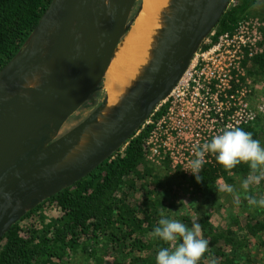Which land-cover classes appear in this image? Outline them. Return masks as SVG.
<instances>
[{"label":"water","instance_id":"obj_1","mask_svg":"<svg viewBox=\"0 0 264 264\" xmlns=\"http://www.w3.org/2000/svg\"><path fill=\"white\" fill-rule=\"evenodd\" d=\"M232 1L169 0L147 57L115 102L106 75L144 0L50 2L0 70V242L30 212L125 149ZM85 106L91 111L64 131Z\"/></svg>","mask_w":264,"mask_h":264},{"label":"trees","instance_id":"obj_2","mask_svg":"<svg viewBox=\"0 0 264 264\" xmlns=\"http://www.w3.org/2000/svg\"><path fill=\"white\" fill-rule=\"evenodd\" d=\"M51 1L0 0V70L21 49ZM258 1L233 0L208 39L216 43L221 35L232 34L240 21L255 16ZM261 19L264 22V12ZM262 31L264 35V27ZM208 47L204 43L201 49ZM262 47L261 54L246 61L253 80L264 81V38ZM260 119L242 129L264 146ZM148 133V127L141 128L113 159L15 224L0 242V264H70L74 256L84 264H105V257L115 259L114 264H155L161 247L172 248V244L151 235L161 212L171 219L185 220L189 227L193 216H176V204H166L162 171L170 169L146 159ZM250 171L247 163L227 170L215 159L214 164L202 168L199 183L195 176L181 174L195 201H200L195 207L200 214L197 223L203 238L209 241L199 264H212L213 260L216 264H254L251 235L264 249V216L256 210L247 211V200L241 205L246 214L242 218L238 214L230 216L228 228H215L211 223L210 208L217 204L218 182L235 184V177H245ZM51 207L58 213L47 220L42 210Z\"/></svg>","mask_w":264,"mask_h":264},{"label":"built area","instance_id":"obj_3","mask_svg":"<svg viewBox=\"0 0 264 264\" xmlns=\"http://www.w3.org/2000/svg\"><path fill=\"white\" fill-rule=\"evenodd\" d=\"M263 20L251 16L235 31L209 39L200 49L177 86L157 107L142 128L148 127L146 159L155 166L168 165L187 178L197 146L232 127H245L264 116V104H251L254 86L246 61L263 52ZM205 165L215 155H205ZM202 170V169H201Z\"/></svg>","mask_w":264,"mask_h":264},{"label":"clouds","instance_id":"obj_4","mask_svg":"<svg viewBox=\"0 0 264 264\" xmlns=\"http://www.w3.org/2000/svg\"><path fill=\"white\" fill-rule=\"evenodd\" d=\"M207 153L214 154L216 161L227 170L235 168L240 163H247L251 171L241 184L244 199L249 205L264 208V196L256 198L248 194L251 185H258L264 180V146L253 138L251 132L240 127L228 126L220 134L213 136L210 142L197 146L195 158L190 160L188 171L195 175L198 183L202 180L199 173L206 163ZM217 190L232 194L234 202L240 203V194L235 193L233 186L223 180L218 182ZM151 235L173 245L172 248L161 247L158 250L155 264H199L208 251L209 241L203 238L199 223L193 222L189 227L180 220L169 218L163 212ZM212 264H216L215 260Z\"/></svg>","mask_w":264,"mask_h":264},{"label":"rangeland","instance_id":"obj_5","mask_svg":"<svg viewBox=\"0 0 264 264\" xmlns=\"http://www.w3.org/2000/svg\"><path fill=\"white\" fill-rule=\"evenodd\" d=\"M255 16H258L261 18V14L264 12V0H259L258 3L255 6ZM250 76V75H249ZM251 77V76H250ZM254 78V77H253ZM252 83L254 86V92L252 94L251 104L253 107L259 106L260 104H264V81L263 80H253ZM104 94L99 93L95 98V101L100 102L103 98ZM90 110L89 106H85L80 110L73 118L70 119V121L67 123V125L64 127V131L68 130L71 126H73L75 123H77L84 115H86ZM261 123L264 124V116L260 119ZM164 182L166 184L165 187V196L167 197L168 203H174L176 204V208L178 213L176 216L182 217V216H193V222H198L200 214H198L195 210V207L198 205L200 206V201H195L191 194V189L187 185V182L181 176V174H177L176 172H173L171 170L169 171H162ZM168 177H166V175ZM249 174H247L245 177H235L236 183L231 184L233 186L235 193L240 194V203L236 204L234 202V197L232 194L226 193V192H219L217 204L212 206L210 208V213L212 215L211 223L213 227L215 228H228L230 226V216L238 214L240 218L246 214V212H243V207L241 206L244 204V189L241 187L243 179H245ZM225 182V181H224ZM228 184V183H227ZM230 185V184H229ZM248 194H251L255 196L256 198H259L261 196H264V180H261V182L257 184H253L248 189ZM167 202V201H166ZM246 206V205H245ZM247 211L255 212V210L259 213V215L264 216V208L249 205L246 207ZM42 213L45 214L47 220L55 217L58 213L57 210L54 208H49L47 210H42ZM173 218V216H172ZM179 220V219H176ZM182 223H184L183 220H180ZM252 236V235H251ZM251 252L252 256L254 258V264H264V249L258 245L257 239L255 237H251ZM104 243V242H103ZM173 247V245H172ZM104 257V255H102ZM115 260V259H114ZM113 258L105 257L104 261L105 264H114ZM85 261L83 259H80L79 256L72 257L70 264H84ZM89 264H92L89 262ZM129 264V263H125Z\"/></svg>","mask_w":264,"mask_h":264},{"label":"bare ground","instance_id":"obj_6","mask_svg":"<svg viewBox=\"0 0 264 264\" xmlns=\"http://www.w3.org/2000/svg\"><path fill=\"white\" fill-rule=\"evenodd\" d=\"M169 0H144L140 17L126 37L120 56L115 59L106 75V89L110 102H115L137 74L148 55L149 46L157 27L160 12ZM136 59H134V57Z\"/></svg>","mask_w":264,"mask_h":264}]
</instances>
